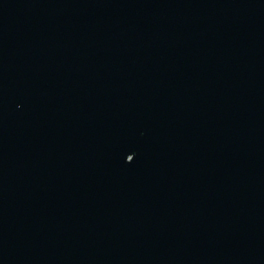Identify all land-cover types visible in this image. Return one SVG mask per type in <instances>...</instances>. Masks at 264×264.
<instances>
[{
	"label": "water",
	"instance_id": "1",
	"mask_svg": "<svg viewBox=\"0 0 264 264\" xmlns=\"http://www.w3.org/2000/svg\"><path fill=\"white\" fill-rule=\"evenodd\" d=\"M0 264H264V0H0Z\"/></svg>",
	"mask_w": 264,
	"mask_h": 264
}]
</instances>
